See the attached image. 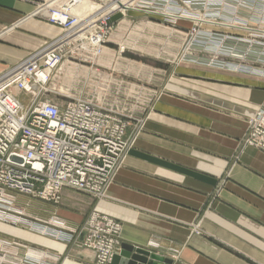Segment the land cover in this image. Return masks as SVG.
<instances>
[{
	"label": "crops",
	"instance_id": "0c3cea01",
	"mask_svg": "<svg viewBox=\"0 0 264 264\" xmlns=\"http://www.w3.org/2000/svg\"><path fill=\"white\" fill-rule=\"evenodd\" d=\"M33 9L0 0V74L58 35L60 28L32 17ZM169 74L105 198L97 203L65 188L59 206L42 203L50 216L36 223L45 228L41 235L14 227L7 212L0 234L37 245L57 264H97L96 253L74 238L96 209L123 223V243L170 264H264V151L244 143L250 117L264 107V76L191 62ZM14 194L2 197L17 204ZM57 229L67 240L54 235ZM14 252L24 251L12 248L9 264Z\"/></svg>",
	"mask_w": 264,
	"mask_h": 264
},
{
	"label": "built area",
	"instance_id": "2783aa9c",
	"mask_svg": "<svg viewBox=\"0 0 264 264\" xmlns=\"http://www.w3.org/2000/svg\"><path fill=\"white\" fill-rule=\"evenodd\" d=\"M21 1L33 6V16L62 27L65 33L60 36H69L81 29L80 22L76 24L77 18L67 16L64 11L84 0ZM137 7L155 13L167 11L173 23H177L181 15L196 23L194 25L199 29L195 31L196 39L192 43L199 40L204 51L213 55L211 65L224 54L235 55L241 60L255 55L254 62L262 67L242 63L232 65V68L264 76V0H142ZM97 22L100 29L90 34L93 38L97 36L96 42L106 45L111 26L103 19ZM210 26H223L234 34L225 35ZM72 28L73 32H70ZM58 41L50 40L20 60L18 66L14 64L0 75V204L13 203L2 199L6 190L57 204L61 202L65 188L103 197L121 156L128 149L127 123L118 112L91 100L58 104L40 98L49 73L62 63L68 48H72L75 55L89 51L93 57L102 51L100 47L97 49L100 53H93V48L84 47L82 40L77 45L67 43L55 48ZM222 44V48L214 51ZM221 65L228 67L226 62ZM26 66L31 68L30 79L36 86L34 92L23 88L33 94L28 107L11 92L13 86H25L17 70ZM48 68V77L41 81V72ZM248 122L246 144L264 151V107ZM52 231L59 239L67 240L63 229ZM121 233L119 223L97 211L77 232L75 240L83 235L81 243L96 253V263L111 264L123 243Z\"/></svg>",
	"mask_w": 264,
	"mask_h": 264
},
{
	"label": "rangeland",
	"instance_id": "374dc122",
	"mask_svg": "<svg viewBox=\"0 0 264 264\" xmlns=\"http://www.w3.org/2000/svg\"><path fill=\"white\" fill-rule=\"evenodd\" d=\"M100 1L97 0V2ZM171 21L173 19L158 15H142L138 12L131 15L127 14L126 17L111 26L112 35L109 36L106 44L109 49L107 53L104 51L100 57L89 55V51L79 52L75 55L73 49L68 48L63 54L61 65L49 73L48 82L44 86L45 89L41 90L40 98L58 104L88 97L87 100H93L106 109L118 112L124 118L127 123L126 139L129 141V146L122 155L123 158L121 156L117 169L123 165L127 152L146 130V124L151 114L156 110L160 98L168 88V84L164 82L169 80V73L182 62L211 65L210 59L213 58V55L204 51L199 40L190 46L196 39L195 31L199 27L193 25V22L183 19L178 20L177 23ZM182 22H186V25L181 26ZM212 29L220 28L213 27ZM59 30L58 35L62 32L61 28ZM219 32L225 35L232 34L231 36L234 34L228 30ZM219 32L216 31L218 34ZM218 47L214 51H217ZM72 56L73 59L70 58L71 61L68 62L67 57ZM254 56L249 55L247 59L241 60L235 58V55L224 54L219 56L218 62H214L213 65L231 69H233L232 65L242 63L251 66V63L254 62L253 59H255ZM222 62H226L228 67H222ZM61 67L63 70H60ZM14 92L26 107L30 106L33 94H27L16 89ZM244 143H246L245 140ZM105 193L104 196H106ZM14 195L17 197V204L1 202L0 207H2L3 214L7 212V218L14 227L41 235L42 230L39 229L45 230V228H40V225L36 223L39 222V219L50 216L46 213V208L42 207V203L47 202L50 203V206L55 207L59 206L60 203L57 204L19 193ZM88 196L95 199L97 203L102 198V196L97 195ZM94 212L97 210L92 209L88 213L83 225ZM103 214L101 213V215ZM3 216L6 217V215H2L0 219ZM111 219L123 228V223L120 220L114 217ZM14 247L24 251L21 254L14 252L15 264H57L56 261H52L50 256L41 252L42 248L37 245H31L24 240L5 239L1 234L0 264H9V257L12 256L10 250L12 251ZM27 247L32 248V251H35L34 254H31L32 251L28 250Z\"/></svg>",
	"mask_w": 264,
	"mask_h": 264
},
{
	"label": "bare ground",
	"instance_id": "6f19581e",
	"mask_svg": "<svg viewBox=\"0 0 264 264\" xmlns=\"http://www.w3.org/2000/svg\"><path fill=\"white\" fill-rule=\"evenodd\" d=\"M141 1L142 0H101L100 2H97V0H84L83 2L77 4L73 9L65 10L64 13L67 14V16H75L77 18L78 21L76 24H78L80 22L79 27H81V29L79 31L75 32L74 34L70 33L69 36H60V35H64L65 31L62 27H59L62 29V32L53 38L54 41L60 40V41L56 42L55 48L60 47V46L63 47L67 43L77 45L82 40L84 47H87V48L92 47L93 48V53H100L97 49L101 47V49H102L101 53L100 54H94V56L100 57V56H102V54H104V51H106V53H107L109 51V49L107 48L106 45H103V44L95 41V39L97 37L96 35H94V38H93V35L90 34V33L94 34L100 29V26L97 22V21H100V19L105 20V23L108 26H112L113 22L112 23L110 22L111 18L118 13L122 15V17L120 19H122L123 17H126L127 14H129L130 12L145 13V14L150 15V16L158 15V16H162L163 18H169L170 17V14L167 11H156L157 13H155L154 10H151V9L146 10V9L138 8L137 5ZM50 2H52V3L58 2L59 3L58 0H51ZM34 11H35V9H33L32 13H31L32 17H35V16H33ZM181 16L182 17L179 18L178 20H182V19L185 20L184 18H186V16H184V15H181ZM176 17H178V16L176 15ZM120 19H118V20H120ZM192 24L194 25L196 23L193 22ZM213 27L214 28H217V27L221 28V26H213ZM213 27L210 26V28H213ZM222 28H223V26H222ZM72 30H73V28L70 29V32H73ZM74 31H76V30H74ZM110 31L111 32H110L109 36L112 35V30H110ZM58 36H60V37H58ZM190 46H193V43ZM222 47H223V44L217 50H219ZM38 52L39 51L33 53V55H36ZM30 58L31 57H28L27 60H30ZM67 58H68L67 61L70 62L71 61L70 58L73 59V56L67 57ZM63 67H64V64H63ZM63 67H61L60 70H63ZM49 71H50V69L48 68L45 71L41 72V74H40V80L41 81L46 80V78L48 77ZM17 72H19L18 75H20L22 77V79H23L22 82L25 84V86L22 88L19 87L18 85L13 86L11 89V92L15 96L17 95L14 92L15 89L25 93L23 88H27L30 91L34 92V88L36 86H33L32 80L30 79L31 68L29 69V67L26 66V67L21 68L20 70H17ZM26 93L30 94L28 92H26ZM17 97L19 98L18 95H17ZM87 98H85V100H87ZM91 101H93V100H91ZM105 197L106 196H104L100 199H103ZM2 215H4V214L2 212H0V216H2Z\"/></svg>",
	"mask_w": 264,
	"mask_h": 264
},
{
	"label": "water",
	"instance_id": "95a60500",
	"mask_svg": "<svg viewBox=\"0 0 264 264\" xmlns=\"http://www.w3.org/2000/svg\"><path fill=\"white\" fill-rule=\"evenodd\" d=\"M121 17L122 15L118 13L111 18L110 22L114 23ZM112 264H170V259L148 249L122 243L121 250L116 252Z\"/></svg>",
	"mask_w": 264,
	"mask_h": 264
}]
</instances>
